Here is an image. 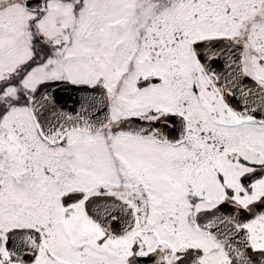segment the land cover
Segmentation results:
<instances>
[{"label": "snow or ice", "instance_id": "1", "mask_svg": "<svg viewBox=\"0 0 264 264\" xmlns=\"http://www.w3.org/2000/svg\"><path fill=\"white\" fill-rule=\"evenodd\" d=\"M0 264H264V0H0Z\"/></svg>", "mask_w": 264, "mask_h": 264}]
</instances>
